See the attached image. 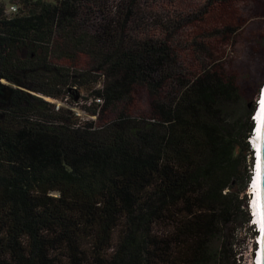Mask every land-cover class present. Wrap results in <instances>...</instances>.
<instances>
[{"label": "trees", "instance_id": "obj_1", "mask_svg": "<svg viewBox=\"0 0 264 264\" xmlns=\"http://www.w3.org/2000/svg\"><path fill=\"white\" fill-rule=\"evenodd\" d=\"M11 4L0 264H241L240 226L253 260L264 0Z\"/></svg>", "mask_w": 264, "mask_h": 264}, {"label": "water", "instance_id": "obj_2", "mask_svg": "<svg viewBox=\"0 0 264 264\" xmlns=\"http://www.w3.org/2000/svg\"><path fill=\"white\" fill-rule=\"evenodd\" d=\"M260 99V113L256 116L258 125L256 137L258 174L255 187V197L258 200L257 211L261 218L262 225L256 264H264V91H261Z\"/></svg>", "mask_w": 264, "mask_h": 264}, {"label": "rangeland", "instance_id": "obj_3", "mask_svg": "<svg viewBox=\"0 0 264 264\" xmlns=\"http://www.w3.org/2000/svg\"><path fill=\"white\" fill-rule=\"evenodd\" d=\"M33 1H35V0H33ZM43 1L49 2V3L54 2V0H43ZM1 2L4 5L6 13H8L9 12V8L12 5L11 4V0H1ZM15 7H17V6H15ZM46 100L51 102V103L56 104L57 106L63 105V103H60V102L55 101V100H51V99H46ZM65 106H67V105H65ZM69 106H67V107H69ZM73 110L76 111V112H80L79 109H77V108L73 109ZM80 115H82V114H80ZM236 239H237L236 240V242H237L236 243L237 255H238V258L241 261V264H254V262H253L254 259L250 260L252 237H250L249 227L248 226H244L241 229V226H240V230L238 232V236L236 237ZM255 242H256V240H255Z\"/></svg>", "mask_w": 264, "mask_h": 264}, {"label": "clouds", "instance_id": "obj_4", "mask_svg": "<svg viewBox=\"0 0 264 264\" xmlns=\"http://www.w3.org/2000/svg\"><path fill=\"white\" fill-rule=\"evenodd\" d=\"M263 90V89H262ZM260 101H261V99H259ZM260 104H261V102L260 103H257V111H256V113L254 114L255 115V117L260 113L259 111H260ZM252 120H253V122H254V126H255V134H256V132H257V127H258V125H257V120H255V119H253V117H252ZM250 147H251V149L253 150V152H254V154H257V151H256V148L254 147V145H253V142H251L250 141ZM257 167H258V163H257V156L255 155L254 156V167H253V172H255V176H256V174H257ZM252 175H253V173H252ZM254 178L252 179V176H251V181H250V183H249V185H248V189H247V192H248V194L250 195V186H251V183H252V185H253V182H254ZM253 181V182H252ZM255 198V197H254ZM250 199L252 200V198L250 197ZM251 200H250V203H249V210H250V215H251V224L255 227V224H256V215H255V212H256V210L255 209H253L252 208V206H251ZM258 227H259V225H258ZM257 249H258V246H257Z\"/></svg>", "mask_w": 264, "mask_h": 264}, {"label": "bare ground", "instance_id": "obj_5", "mask_svg": "<svg viewBox=\"0 0 264 264\" xmlns=\"http://www.w3.org/2000/svg\"><path fill=\"white\" fill-rule=\"evenodd\" d=\"M262 91H264V89L262 90ZM253 145H256V141H254L253 142ZM257 172H258V168H257V170H256ZM256 181H257V179H256ZM256 181L254 180V183L253 184H255V187H256ZM254 193H255V191H254ZM257 204H258V200L255 198L254 199V201H253V205H251L252 206V208L253 207H255V210H257ZM258 212V211H257ZM258 216V213H257V215H256V217ZM259 218V219H258ZM258 218H257V222L256 223H260V227H261V225H262V222H261V218H260V216H258ZM259 220V221H258ZM260 231H261V228L259 229ZM259 242H260V239H259ZM258 250V249H257ZM256 250V251H257ZM256 258V255L254 256V259ZM256 263H257V261H256ZM256 263H254V264H256Z\"/></svg>", "mask_w": 264, "mask_h": 264}, {"label": "built area", "instance_id": "obj_6", "mask_svg": "<svg viewBox=\"0 0 264 264\" xmlns=\"http://www.w3.org/2000/svg\"><path fill=\"white\" fill-rule=\"evenodd\" d=\"M16 10H17V8L15 6L10 7L11 12H15Z\"/></svg>", "mask_w": 264, "mask_h": 264}]
</instances>
